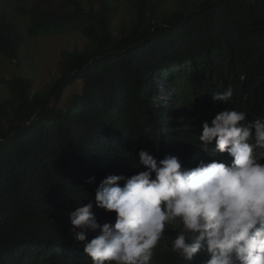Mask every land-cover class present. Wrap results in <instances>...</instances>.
Masks as SVG:
<instances>
[{
    "label": "trees",
    "instance_id": "1",
    "mask_svg": "<svg viewBox=\"0 0 264 264\" xmlns=\"http://www.w3.org/2000/svg\"><path fill=\"white\" fill-rule=\"evenodd\" d=\"M17 1L30 37L79 31L88 45L61 53V76L46 92H35L27 77L5 81L0 264H92L74 241L68 214L94 203L105 177L146 170L134 166L142 149L158 160L174 155L185 170L201 161L230 165L232 157L214 142L207 152L201 148L203 123L226 108L246 112L245 125L264 120V0L189 1L169 13L168 0H130L134 20L117 34V9L107 0H64L56 10L41 0ZM23 43L19 28L0 14V53L17 61ZM79 79L82 94L61 109L65 91ZM229 87L228 105L213 101L212 93ZM91 177L95 183H86ZM93 211L101 225L115 223V212L95 204ZM175 234L166 228V235ZM154 252V264L210 258L202 252L191 262L179 259L163 242Z\"/></svg>",
    "mask_w": 264,
    "mask_h": 264
},
{
    "label": "clouds",
    "instance_id": "2",
    "mask_svg": "<svg viewBox=\"0 0 264 264\" xmlns=\"http://www.w3.org/2000/svg\"><path fill=\"white\" fill-rule=\"evenodd\" d=\"M232 98L231 87L212 93L214 102L228 105ZM246 116L226 108L211 124L204 122L199 135L204 151L214 142L216 151L232 157L230 165L201 161L185 170L174 155L158 160L142 149L134 166L146 170L105 177L94 203L68 214L74 241L92 264H154L161 242L189 262L204 252L206 264H264V153H254L264 148V120L245 125ZM94 204L115 212V223H98ZM166 228L175 236L166 235ZM90 231L97 233L91 240Z\"/></svg>",
    "mask_w": 264,
    "mask_h": 264
},
{
    "label": "rangeland",
    "instance_id": "3",
    "mask_svg": "<svg viewBox=\"0 0 264 264\" xmlns=\"http://www.w3.org/2000/svg\"><path fill=\"white\" fill-rule=\"evenodd\" d=\"M64 0H41L43 5L56 10ZM111 6L117 9L112 23L114 34L120 32L123 27H128L134 20V12L130 0H107ZM201 0H168L165 10L173 12L181 9L184 2ZM30 5V4H29ZM21 4L17 0H0V14H4L14 23L24 36V43L18 52L17 61H11L0 53V100L9 98L10 93L5 81L22 76L33 80L35 92H46L61 76V53L63 51H82L88 40L79 31H73L60 35H45L39 37L29 36V18L18 13ZM83 92V81L79 79L73 83L64 93V97L58 103L61 109L66 110L74 97ZM57 105L51 100V106Z\"/></svg>",
    "mask_w": 264,
    "mask_h": 264
}]
</instances>
